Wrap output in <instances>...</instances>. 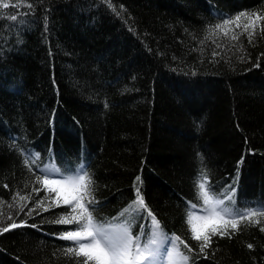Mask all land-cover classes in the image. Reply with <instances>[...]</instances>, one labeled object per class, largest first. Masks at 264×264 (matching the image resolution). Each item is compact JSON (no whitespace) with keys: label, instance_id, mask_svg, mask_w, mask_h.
<instances>
[{"label":"trees","instance_id":"obj_1","mask_svg":"<svg viewBox=\"0 0 264 264\" xmlns=\"http://www.w3.org/2000/svg\"><path fill=\"white\" fill-rule=\"evenodd\" d=\"M2 3L0 229L21 226L0 233V264H83L59 238L86 222L80 205L141 249L156 231L187 264H264V0ZM48 166L91 178L79 203L56 204ZM204 180L211 201L255 215L208 226L201 251Z\"/></svg>","mask_w":264,"mask_h":264},{"label":"snow or ice","instance_id":"obj_2","mask_svg":"<svg viewBox=\"0 0 264 264\" xmlns=\"http://www.w3.org/2000/svg\"><path fill=\"white\" fill-rule=\"evenodd\" d=\"M10 5L8 3H2V0H0V7L2 8H8ZM15 6V5H13ZM30 6V5H29ZM12 19H16L15 15H11ZM239 19V18H237ZM260 17H257V20H259ZM225 24L231 23L230 20H225ZM219 27V26H217ZM236 37H233L235 39ZM39 179V178H38ZM139 179V178H137ZM84 188L80 191H83L85 194L88 193V186L91 184V178H87L86 180V174H82L76 177H65L61 180H50L48 178H45L43 180V183L47 185H56L59 187H65L69 188L72 187L75 191V185L77 182H85ZM199 189L204 193L205 203H208L211 199L209 195V190L207 188L206 180L202 181L198 185ZM231 197H229L230 199ZM23 199V197H21ZM75 202L79 203L80 195L77 193V195L74 197ZM68 203H72V201H68ZM135 204L139 205L140 208H146L143 202V198L139 195V191L137 190V199L135 201ZM82 216L80 217H74L73 220H75L77 223H80L81 220H85L86 222L81 224V227L74 231H66L64 234H62L59 238L71 240L77 243V247L79 251L76 252V255H83L86 257L83 264H88L89 261L94 262V264H140V262L148 261L151 257V253L146 254L145 249H141L138 238H133L130 235L129 229L127 227H122L119 231L115 229H106L102 226L96 225L93 221V218L91 216V213L87 211L86 207L84 205H80ZM132 209V206L130 205L128 209H125V212H128ZM255 215V213H248L243 214L241 216V219L245 218V216H251ZM149 216H152V213L149 211ZM217 216H220V213H217ZM189 217L191 218V214H189ZM59 223H71V220L68 219H62L58 221ZM152 223L155 228H159V223L156 220V218L152 217ZM222 223L224 225H228L231 223V226L233 228H236L237 221L232 220H222ZM20 224L13 223L7 227H4L0 229V233L7 232L11 228L20 227ZM219 229L213 228L212 234H216ZM261 231H264V228H261ZM221 235L225 234L224 232L220 233ZM193 238L194 239H203L204 243L201 244V251L210 243V239L207 234H205L204 237H200L196 235L195 229L193 228ZM177 240H179V237H176ZM80 241H88L87 243H79ZM183 243V241H181ZM135 245V251H133V246ZM147 247V246H146ZM187 247V245H185ZM251 247V245H249ZM191 250V249H189ZM69 252H73L74 249L69 248ZM185 260L187 257L184 258Z\"/></svg>","mask_w":264,"mask_h":264},{"label":"rangeland","instance_id":"obj_3","mask_svg":"<svg viewBox=\"0 0 264 264\" xmlns=\"http://www.w3.org/2000/svg\"><path fill=\"white\" fill-rule=\"evenodd\" d=\"M80 172H82V170ZM42 173L44 175V179L48 178L50 180H61L64 178L57 172V170L54 167H50V166L44 168L42 170ZM76 176H79V174ZM79 184H80V182H77V184L74 186L75 191H76V188ZM42 185L47 191H49L50 193H53L54 198L57 197L59 199H62V203H66V201L68 202L71 199H73L72 194L76 196V193L72 187L65 188V187H59L56 185H47L46 186L43 183V181H42ZM60 190L61 191L64 190V191L68 192V194L67 193L61 194ZM66 204H68V203H66ZM75 204H76V202L72 206H74ZM217 213H220V216H217ZM227 218H231V214L226 211V209L222 206L221 202L210 200L208 203H206V207L203 210H195L194 211L193 216H192V226L195 229L196 235L199 236L208 226L216 225V224L222 222V220L227 219ZM122 227H125V226L114 227L111 229H115V230L119 231ZM87 242L88 241H80L79 243H87ZM153 242H154V245H153ZM155 245H160V247L163 249V251H166L168 253L169 257L180 254L176 250L175 245L172 241H169V242L161 241L156 236L154 237L152 243L149 244L148 247L145 249L146 254L149 252L150 253L153 252ZM168 246L170 247L169 250L166 248ZM186 264H187V261H186Z\"/></svg>","mask_w":264,"mask_h":264},{"label":"bare ground","instance_id":"obj_4","mask_svg":"<svg viewBox=\"0 0 264 264\" xmlns=\"http://www.w3.org/2000/svg\"><path fill=\"white\" fill-rule=\"evenodd\" d=\"M60 192H61V194L62 193L68 194V192H66L64 190L63 191L60 190ZM56 200L59 202L61 199L56 198ZM74 200L75 199L73 198L71 201L73 202ZM221 204H222V202H221ZM226 211L231 214V218H227L228 220H233V219L241 217L243 214L247 213V212H243L240 214H234V213L230 212L228 209H226ZM107 229H109V228H107ZM154 229H156V228L154 227ZM155 236L158 237L161 241H163L159 237V235L157 234L156 231H154V236L152 238V241H153ZM152 241L149 244H151ZM148 245H147V247H148ZM153 245H154V242H153ZM151 254L152 255L148 261L140 262V264H186V261L184 259L185 257H183L181 254H177L175 256L169 257L168 253L166 251H163V249L160 247V245H155V248L153 249V252H151Z\"/></svg>","mask_w":264,"mask_h":264}]
</instances>
